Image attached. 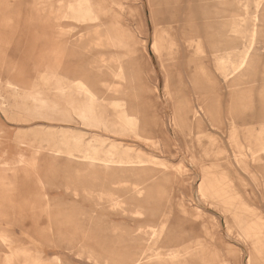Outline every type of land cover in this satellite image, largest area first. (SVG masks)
<instances>
[{
    "label": "rangeland",
    "instance_id": "rangeland-1",
    "mask_svg": "<svg viewBox=\"0 0 264 264\" xmlns=\"http://www.w3.org/2000/svg\"><path fill=\"white\" fill-rule=\"evenodd\" d=\"M253 213L264 0H0V264H264Z\"/></svg>",
    "mask_w": 264,
    "mask_h": 264
},
{
    "label": "bare ground",
    "instance_id": "bare-ground-1",
    "mask_svg": "<svg viewBox=\"0 0 264 264\" xmlns=\"http://www.w3.org/2000/svg\"><path fill=\"white\" fill-rule=\"evenodd\" d=\"M78 40L88 42L87 46L93 57V61L88 67L89 72H96L98 74H104L105 72H107L108 60L105 59L104 56L100 55L98 52V48L100 47L102 40L93 35L92 36H81L78 38ZM106 86H119V85L117 81H114L112 84H107ZM253 215L264 230V220L256 213H253ZM262 263H264V261Z\"/></svg>",
    "mask_w": 264,
    "mask_h": 264
}]
</instances>
